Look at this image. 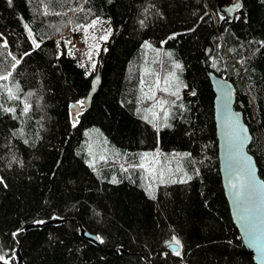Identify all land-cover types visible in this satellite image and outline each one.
<instances>
[{
    "label": "trees",
    "instance_id": "trees-1",
    "mask_svg": "<svg viewBox=\"0 0 264 264\" xmlns=\"http://www.w3.org/2000/svg\"><path fill=\"white\" fill-rule=\"evenodd\" d=\"M95 20L112 35L87 74L56 37ZM208 72L235 86L264 180V0H0V264L19 248L22 264H256L224 193ZM158 161L178 169L153 181Z\"/></svg>",
    "mask_w": 264,
    "mask_h": 264
},
{
    "label": "water",
    "instance_id": "water-1",
    "mask_svg": "<svg viewBox=\"0 0 264 264\" xmlns=\"http://www.w3.org/2000/svg\"><path fill=\"white\" fill-rule=\"evenodd\" d=\"M239 3L221 8V13L231 19ZM208 77L215 94L214 118L218 139V156L222 184L231 217L236 225L247 251L256 264H264V180L259 174L255 157L248 148L252 135L245 123L243 113L235 109L236 88L225 77L208 72ZM102 81L99 68L92 80L91 89L82 105L91 106V102ZM82 111L81 104L71 106L74 120ZM52 221L45 222L43 225ZM82 237L99 245L98 237L89 232H82ZM176 250L177 245H172ZM18 262L22 264L20 248L17 251Z\"/></svg>",
    "mask_w": 264,
    "mask_h": 264
},
{
    "label": "rangeland",
    "instance_id": "rangeland-1",
    "mask_svg": "<svg viewBox=\"0 0 264 264\" xmlns=\"http://www.w3.org/2000/svg\"><path fill=\"white\" fill-rule=\"evenodd\" d=\"M26 30L33 44L37 45L33 33L28 26H26ZM111 35L112 29L107 21L95 20L88 25H79L75 28L68 27L64 34L56 37V41L59 49H64L69 56L76 59L78 64L86 69L87 74H92L96 72L98 55L101 48L110 39ZM91 131L99 133H96L97 136L91 138L88 143V151L91 153L93 161H97L99 157H105L109 152V147H105L107 144L103 135L97 129L94 128ZM90 164L93 165L92 162ZM155 164L153 181L161 180L165 175L173 174L178 169V166L172 162L168 168L169 171L166 170L165 164L162 161H158Z\"/></svg>",
    "mask_w": 264,
    "mask_h": 264
},
{
    "label": "snow or ice",
    "instance_id": "snow-or-ice-1",
    "mask_svg": "<svg viewBox=\"0 0 264 264\" xmlns=\"http://www.w3.org/2000/svg\"><path fill=\"white\" fill-rule=\"evenodd\" d=\"M36 47H39V45L37 44ZM177 67H179V65H177ZM0 78L7 79V76L0 77ZM155 83H156L157 86H159V83H160L159 79H157ZM173 94H175V93H173ZM81 103H83V102H81ZM0 182H2V181H0ZM101 242H103V241H101ZM174 243L178 245L180 242H179V240H174ZM0 259H2V257H0ZM5 264H7V262H5Z\"/></svg>",
    "mask_w": 264,
    "mask_h": 264
}]
</instances>
